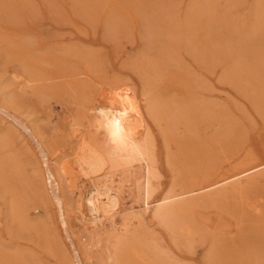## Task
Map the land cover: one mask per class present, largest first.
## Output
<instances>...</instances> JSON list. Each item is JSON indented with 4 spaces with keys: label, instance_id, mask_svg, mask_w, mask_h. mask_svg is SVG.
<instances>
[{
    "label": "rangeland",
    "instance_id": "1",
    "mask_svg": "<svg viewBox=\"0 0 264 264\" xmlns=\"http://www.w3.org/2000/svg\"><path fill=\"white\" fill-rule=\"evenodd\" d=\"M155 17L164 23L168 36H158L152 44L146 41L157 33L150 34L148 28ZM116 21L126 30L115 32ZM169 31L171 36L178 35L177 63L163 62L162 49L166 43L162 41L170 37ZM0 32V103L2 99L15 101L16 106L9 111L37 128L53 166L66 159L75 160L82 143L81 134L94 132L86 119L79 118L83 106L79 102L85 101L90 89L97 99L113 91L116 85L121 92L134 94L145 107V83L158 65L175 75L170 78L172 84L168 80L165 90L168 93L164 92V96L180 101L193 98L196 103L202 101L219 110L216 120L200 132L199 150L196 162L193 161L200 171L224 162L226 167L243 160L251 161L250 166L264 162V0H0ZM186 34L188 37L184 38ZM26 48L32 57H39L40 63L55 72L53 76L40 83L31 80V69L19 53ZM88 64L98 76L86 81V76L79 75L86 81L80 82L79 90L84 93L79 95L78 87L72 90L73 86H68L66 75L84 71ZM147 120L161 147L153 192V199L158 200L170 190L187 157L180 156L178 146L173 144L174 164H169L159 126L150 116ZM3 135L8 142L5 147L0 142V164L8 179L0 182V264H6L7 259V264H75L73 245L61 226L50 187L43 179L45 168L37 143L12 117L0 112V137ZM111 173L115 188L121 191L123 213L131 210L133 214L139 213L146 231L160 235L180 264H210L207 260L211 241L205 233L198 234L192 244L173 239L172 233L154 218L157 205L146 208V170L142 161L116 166ZM97 174L87 170V176L83 174L76 181L90 188L86 179ZM66 182L68 206L75 207L71 227L75 244L84 250L80 238L84 234L92 237L84 250L87 259L84 263L114 264L110 258L112 241L107 240L111 227L107 225L106 234L97 236L94 228L84 226L77 219L79 194L72 193ZM263 187L264 181L253 195L264 196ZM12 190L20 196L22 221L12 213ZM83 207L90 217L87 207ZM201 211L216 226L232 235L238 233L237 219H231L227 213L220 211L225 216L219 219V210L215 208ZM118 227H123L120 220ZM240 244L235 255L246 249L244 243Z\"/></svg>",
    "mask_w": 264,
    "mask_h": 264
},
{
    "label": "bare ground",
    "instance_id": "2",
    "mask_svg": "<svg viewBox=\"0 0 264 264\" xmlns=\"http://www.w3.org/2000/svg\"><path fill=\"white\" fill-rule=\"evenodd\" d=\"M158 20L155 17L148 26L150 28V34L157 32L149 36L150 38L146 41L148 43L155 42L158 36L163 38L168 36L164 23ZM122 27L119 21L113 24L115 32H119L121 29L126 30ZM171 34L169 31L170 37L167 40L162 39V42L166 43L162 49L163 62L170 63L179 61L176 56L179 41L176 37L178 35L175 37V35L171 36ZM186 36L187 34L184 38ZM147 46L149 47V44ZM28 50L29 48H26L19 53L22 54V57L25 59L23 60L22 58V60L31 69V80L40 83L45 81L48 76H53L55 72L50 71V68L48 69L47 66L40 63L37 60L39 59L37 55V59L32 57V54ZM143 55L145 57V54ZM46 58L48 59V56ZM34 61H36V65H34ZM64 64L63 67L65 66ZM158 66H155L156 69H153L154 72L150 74V80L145 83V107L137 101V97L134 94L121 92L116 85H113V91L111 90L110 93H106L97 99L92 95V89L88 88L90 89V93H85L87 94L85 101L83 103L79 102L81 105L83 104L81 111H79V118L80 121L86 119L89 122L90 129L92 128L94 132L92 131V135L90 133L81 134L82 143L79 146V154H77L75 160L66 159L54 166L51 163L52 157L50 152L39 138L40 135L37 128L32 124L28 123V125L27 122L9 111L16 106L15 101L13 99H2L0 103V112L12 117L37 143L36 146L39 148L42 156L41 162H43L45 168V176L43 179L46 185L50 187L49 190L53 196V199H51L56 205L61 226L73 245L75 264H85L87 262L85 257L86 252L84 250L88 248L92 237L84 234L80 238L84 241L82 245L86 247L84 250L79 244H75V236L71 229L73 221L72 211L75 210V207L69 208L68 206L69 203L64 191L65 181L72 187V193L79 194L78 200H80V205L77 207L79 216L77 217L76 214L75 217L84 226L94 228L97 236L105 233V227L107 225L111 227V232H107V240L112 241L110 258L114 264H180L174 259L175 257L172 256L170 248L167 247L160 235L158 236L153 233L154 231L152 230L146 231L145 223L142 221L139 213H136L137 215L133 214L132 210V213H130L131 211L129 213H123L121 191L119 190V192L115 188V180L114 176L111 175V171L114 167L122 164L126 166L133 165V162L137 160L143 162L146 170V208L151 209L150 207L152 205H157L154 208V218L172 233L173 239L192 244L198 234L205 233L211 241L208 255L209 260H207L210 264H264V196L253 195L254 190L264 181V162L256 164L254 160L253 162L255 164L250 166L251 161L248 163V161L243 160L239 164L237 163L238 165L233 164L231 166L230 164L229 167H226L224 162L223 165L221 164L222 166H209L205 170L203 169L204 171L201 168L202 171H200L193 162L197 156L196 152L199 150L198 146L202 137L200 132H203L202 129L209 128L208 126L216 120V113L219 110L217 111L212 106L201 103L202 101L196 103L193 98L189 101H180L166 97L167 94L164 96V92H167L165 90L168 80L175 75L172 74V70H169L170 68H167L169 71H166L162 66V68L160 66L158 68ZM92 70L89 64L84 67V71L76 70L79 74L71 70L73 72H68V75H66L69 83L68 86H73L72 90L74 87L75 89L78 87L79 90V88H82V83L80 82L83 80L78 77L79 75L86 76L84 80L97 78L98 75ZM57 74L60 75L61 73ZM164 77L165 80L162 81ZM170 82L172 84L171 80ZM88 84L91 87L93 85L92 83ZM87 87H85L84 91H86ZM81 90L83 91V89ZM82 91L79 90L76 93L81 95L84 93ZM147 116H150L156 122L155 124L159 126L160 134L163 138L165 149L167 150L169 164H174L175 153L171 152L172 147L175 146H172L173 144L178 146L180 156L183 155L185 157L186 155L187 157L185 166L181 167V170L179 169L180 171L173 180L170 190L164 197L162 196L158 200L153 199V192L155 186L154 180L159 175L158 157L161 147L156 135L148 124ZM182 131H185V133L183 134ZM7 139L4 135L0 137V142L4 147L7 145ZM223 159L222 157L220 161H223ZM210 164L212 165V163ZM87 170L98 172L95 178L87 177L86 180L90 182V188L76 181L81 175H86ZM7 179L5 178L4 167L0 164V182L5 183ZM0 184L2 185V183ZM5 187L7 186L5 185ZM8 189L11 190L9 186ZM12 192V213L15 218L22 221L24 214L20 204V196L14 190ZM83 206H86L89 210L90 217L84 212ZM210 207L215 208L216 211L219 210L217 213L219 219H224L225 216L220 211L230 215V218L237 219L236 225L239 228L238 233L232 235L229 230L226 231L220 226L213 224L212 218L209 216L203 217L202 208L204 210V208ZM119 220L123 225L121 228L118 227ZM240 243H244L246 249L244 253L235 255L237 250H240ZM80 248L82 249V256L79 254ZM245 253L248 255L246 256ZM227 255L230 257L226 258L225 256ZM1 260L4 259L1 258ZM6 261L8 263V259Z\"/></svg>",
    "mask_w": 264,
    "mask_h": 264
}]
</instances>
